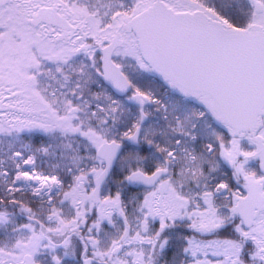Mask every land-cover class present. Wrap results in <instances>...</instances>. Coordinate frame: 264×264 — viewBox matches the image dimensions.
Instances as JSON below:
<instances>
[{
  "label": "snow or ice",
  "instance_id": "6c2138e0",
  "mask_svg": "<svg viewBox=\"0 0 264 264\" xmlns=\"http://www.w3.org/2000/svg\"><path fill=\"white\" fill-rule=\"evenodd\" d=\"M0 264H264V0H0Z\"/></svg>",
  "mask_w": 264,
  "mask_h": 264
}]
</instances>
